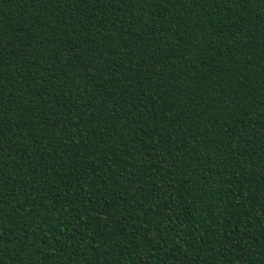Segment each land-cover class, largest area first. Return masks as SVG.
I'll return each instance as SVG.
<instances>
[{"label":"trees","instance_id":"trees-1","mask_svg":"<svg viewBox=\"0 0 264 264\" xmlns=\"http://www.w3.org/2000/svg\"><path fill=\"white\" fill-rule=\"evenodd\" d=\"M0 264H264V0H0Z\"/></svg>","mask_w":264,"mask_h":264}]
</instances>
